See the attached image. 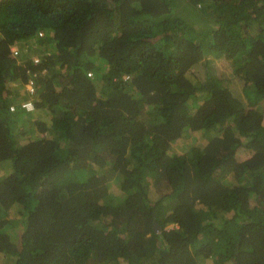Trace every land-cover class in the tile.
<instances>
[{"label": "trees", "instance_id": "trees-1", "mask_svg": "<svg viewBox=\"0 0 264 264\" xmlns=\"http://www.w3.org/2000/svg\"><path fill=\"white\" fill-rule=\"evenodd\" d=\"M263 106L264 0H0L3 264H264Z\"/></svg>", "mask_w": 264, "mask_h": 264}, {"label": "rangeland", "instance_id": "rangeland-1", "mask_svg": "<svg viewBox=\"0 0 264 264\" xmlns=\"http://www.w3.org/2000/svg\"><path fill=\"white\" fill-rule=\"evenodd\" d=\"M97 5L99 7L102 6V0H97ZM191 11H189V9L186 7L185 10L181 13V16L183 18H186V20H190V22L195 25V27L199 28L202 26L203 22L200 20H195L193 21L192 17H191ZM186 15V16H185ZM193 28V27H192ZM20 45V48L22 49L21 52L24 53H29L31 57L37 56L40 57V52L42 51V49L39 46H36L35 44H30L28 41H25ZM36 46V47H35ZM216 69H217V73L220 71H223L225 74H227L229 72V65L224 63V62H217L216 64ZM190 77L195 80L196 78H201L204 76V71L203 69L199 66H196L194 68H192V71L189 73ZM100 89V88H99ZM199 101L200 98H199ZM264 108V106H263ZM38 117L43 118L45 121H47L46 119V115H39ZM37 117V118H38ZM16 128H18V132H24L25 129L29 130V131H33L36 130L35 124L33 125V116L23 119L22 121H16ZM49 124V122H48ZM49 132V131H48ZM34 133V132H33ZM38 133L35 131L33 136H37ZM45 135V133H44ZM39 136V135H38ZM33 138V137H32ZM202 142V136L199 132H186L185 135L183 136V140L180 141H176L175 143L171 144V152H176V153H188L189 152V147L194 145H198ZM3 166H5V163L2 164ZM0 172H2L0 170ZM220 180H222L224 183L230 185L232 183L231 178L229 177L228 174H224V175H219ZM0 264H3V260L0 257ZM5 264V263H4ZM200 264H204L203 262H201Z\"/></svg>", "mask_w": 264, "mask_h": 264}, {"label": "built area", "instance_id": "built-area-1", "mask_svg": "<svg viewBox=\"0 0 264 264\" xmlns=\"http://www.w3.org/2000/svg\"><path fill=\"white\" fill-rule=\"evenodd\" d=\"M43 36V32L40 31L37 34V37H42ZM36 39H30L28 42L30 44H35ZM21 48L20 45L18 43H15L13 45L10 46V52L11 55L13 57H18V55L21 54ZM33 60V65L35 67L36 71L41 70L38 67V64L40 62V58L37 56L32 57ZM28 74H30V76L28 77L26 83L24 84V92H23V97L21 99H16L15 101H13L10 105H9V112H15L17 110H21L25 113H29V112H33L35 110V104H34V99L36 97V85H35V78H33V74L32 71L29 69L27 70ZM87 75L89 77H92V72H88ZM127 76H124V79H126ZM9 98H13L11 95ZM16 98V97H15Z\"/></svg>", "mask_w": 264, "mask_h": 264}, {"label": "crops", "instance_id": "crops-1", "mask_svg": "<svg viewBox=\"0 0 264 264\" xmlns=\"http://www.w3.org/2000/svg\"><path fill=\"white\" fill-rule=\"evenodd\" d=\"M22 97H23V95H19V99H20V98H22ZM17 112L24 113V112H23V111H21V110H17V111H15V112H12V113L16 114ZM24 118H25V116H24Z\"/></svg>", "mask_w": 264, "mask_h": 264}, {"label": "water", "instance_id": "water-1", "mask_svg": "<svg viewBox=\"0 0 264 264\" xmlns=\"http://www.w3.org/2000/svg\"><path fill=\"white\" fill-rule=\"evenodd\" d=\"M154 227H155V229H156V230H158V229H159V226H158V225H156V224H154Z\"/></svg>", "mask_w": 264, "mask_h": 264}]
</instances>
